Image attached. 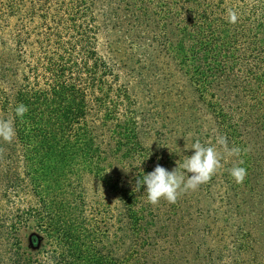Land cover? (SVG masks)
Instances as JSON below:
<instances>
[{
    "label": "trees",
    "instance_id": "obj_1",
    "mask_svg": "<svg viewBox=\"0 0 264 264\" xmlns=\"http://www.w3.org/2000/svg\"><path fill=\"white\" fill-rule=\"evenodd\" d=\"M103 1L0 0V119L16 130L0 139V264H41L20 242L31 221L42 239L34 254L53 247L49 264H264V0H117L156 19L146 29L153 51L176 63L214 125L186 107L169 149L146 141V127L162 134L140 102L142 72L102 49ZM208 139L221 166L206 183L176 203L153 205L146 185L136 190L143 174L172 170ZM233 147L239 156L228 155ZM237 165L242 183L229 174ZM91 182L120 202L119 230L108 207L90 210ZM216 185L226 188L223 209L203 200ZM23 191L41 203L18 201ZM230 222H239L231 234Z\"/></svg>",
    "mask_w": 264,
    "mask_h": 264
},
{
    "label": "rangeland",
    "instance_id": "obj_2",
    "mask_svg": "<svg viewBox=\"0 0 264 264\" xmlns=\"http://www.w3.org/2000/svg\"><path fill=\"white\" fill-rule=\"evenodd\" d=\"M128 7L124 4H120L117 0H104L100 4V12L102 18V33H101V46L106 52L110 50L116 51V55L122 58L128 66L135 68L136 72H142L144 79L141 81V76H137L141 83L138 85V93L140 102L144 108L152 109L153 117L157 121L155 128L161 130V137H155V129L146 127L148 132L146 135V141L149 143L159 144L161 141V146H166L167 149L174 146L177 142V138H180L182 130L179 118L184 114L185 108L189 107L191 112L195 108L198 110V116L206 128L211 127L214 129V125L209 123L210 115L207 113L206 108L203 103L198 100V96L195 94L193 86L187 81L186 77L180 72L179 67L176 63L172 62L167 56L161 54L160 52L153 51L154 46L152 44V39L150 38L147 30H154L153 27L148 26L152 22L154 17L148 16V20L141 15L139 12H129L125 11ZM131 9V8H129ZM156 20V19H155ZM158 32V29L155 30ZM141 45L149 46L151 50V60L144 61L141 52ZM115 54V53H114ZM140 75V74H138ZM179 104L182 106L179 107ZM205 121V122H203ZM166 127H163V126ZM179 131V133H177ZM192 134H189L187 138H191ZM186 138V140H187ZM212 140L208 139L207 144H211ZM264 187V185H263ZM213 189V188H212ZM225 187L215 186L212 196L208 198H203L207 204L213 208L223 209V203L220 202L221 198L225 196ZM88 200L92 203L93 208L90 210L93 212L99 208L108 207L110 211L108 212L107 219L109 225H112L111 229L113 232L119 230V218L121 216L122 207L117 198L109 194L103 189V186L97 182H91L89 184L88 190ZM18 201L24 204L35 202L41 203L39 196L34 197L30 192L23 191L20 197L17 198ZM100 203V204H99ZM69 208H73L72 205H68ZM246 210L247 215L250 211V205ZM78 217V213H75ZM101 215H97L96 219L101 220ZM104 217V216H103ZM105 218V217H104ZM222 218L226 216L222 215ZM249 221L250 218L246 216ZM83 223V221H81ZM231 225L226 223V233H232V230L236 229V224ZM35 222L31 221L29 227L22 230L20 233V242L23 249L28 255L36 262L41 264H49V253L52 251L53 247H42L39 251V255L34 254V250L29 247L28 237L31 231L34 229ZM219 225H224V222H220ZM224 229V227L222 228ZM44 230L49 233V226L45 224ZM9 234L6 233L4 236L7 241L10 239ZM5 240V242H6ZM115 242V238H112ZM12 243V241H11ZM51 243V242H50Z\"/></svg>",
    "mask_w": 264,
    "mask_h": 264
},
{
    "label": "clouds",
    "instance_id": "obj_3",
    "mask_svg": "<svg viewBox=\"0 0 264 264\" xmlns=\"http://www.w3.org/2000/svg\"><path fill=\"white\" fill-rule=\"evenodd\" d=\"M28 110L25 104H17L15 117L23 118ZM15 135L13 120L0 119V139L10 142ZM217 143L226 146L227 142L225 138L220 137ZM185 147L189 148L187 145ZM190 148L194 149L195 152L188 156L182 164H178L172 170L157 165L153 171L143 174L142 179L137 181L136 190L146 185L145 192L149 203L156 205L161 199L169 203H176L182 193L195 190L201 184L206 183L221 166V154L215 146H205L196 141ZM241 151V148L233 147L228 150V155L239 156ZM229 174L237 183H242L246 176V169L239 165L233 166L229 170Z\"/></svg>",
    "mask_w": 264,
    "mask_h": 264
},
{
    "label": "water",
    "instance_id": "obj_4",
    "mask_svg": "<svg viewBox=\"0 0 264 264\" xmlns=\"http://www.w3.org/2000/svg\"><path fill=\"white\" fill-rule=\"evenodd\" d=\"M28 241L29 247L36 250L40 247L42 239L38 233L33 232L29 234Z\"/></svg>",
    "mask_w": 264,
    "mask_h": 264
}]
</instances>
